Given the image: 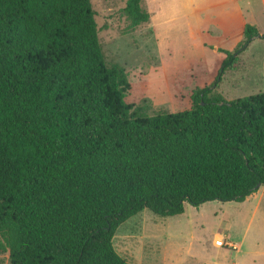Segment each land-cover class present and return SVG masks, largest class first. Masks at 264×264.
Wrapping results in <instances>:
<instances>
[{
	"label": "trees",
	"instance_id": "obj_1",
	"mask_svg": "<svg viewBox=\"0 0 264 264\" xmlns=\"http://www.w3.org/2000/svg\"><path fill=\"white\" fill-rule=\"evenodd\" d=\"M142 0H128L134 25ZM243 45L225 51L194 109L139 116L125 70L108 67L91 0H0V253L10 264H130L118 228L264 186V93L214 90Z\"/></svg>",
	"mask_w": 264,
	"mask_h": 264
},
{
	"label": "rangeland",
	"instance_id": "obj_2",
	"mask_svg": "<svg viewBox=\"0 0 264 264\" xmlns=\"http://www.w3.org/2000/svg\"><path fill=\"white\" fill-rule=\"evenodd\" d=\"M128 0H91L108 67L121 66L131 89L126 102L139 116L194 109L193 96L213 81L226 54L259 36L236 59L214 90L226 101L264 93V0H142L147 23L134 25ZM130 264H264V186L243 203L186 204L177 217L144 212L114 237ZM0 264H10L0 253Z\"/></svg>",
	"mask_w": 264,
	"mask_h": 264
},
{
	"label": "crops",
	"instance_id": "obj_3",
	"mask_svg": "<svg viewBox=\"0 0 264 264\" xmlns=\"http://www.w3.org/2000/svg\"><path fill=\"white\" fill-rule=\"evenodd\" d=\"M261 188H262V187H261ZM261 188H260V189H261ZM255 194H256V193H254V194H252V195H255ZM252 195H251V196H252Z\"/></svg>",
	"mask_w": 264,
	"mask_h": 264
}]
</instances>
